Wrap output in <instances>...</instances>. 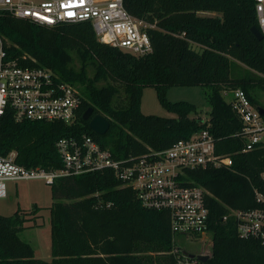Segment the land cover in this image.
<instances>
[{
	"label": "trees",
	"instance_id": "obj_1",
	"mask_svg": "<svg viewBox=\"0 0 264 264\" xmlns=\"http://www.w3.org/2000/svg\"><path fill=\"white\" fill-rule=\"evenodd\" d=\"M123 4L131 15L154 25L146 29L151 52L137 55L101 42L88 21L48 26L0 13V34L9 57L47 67L61 80L81 85L83 94L71 124L16 121L7 110L0 123V154L15 150L20 164L56 169L62 166L56 140L86 134L116 157L140 155L188 138L205 126L201 117L205 114L216 154L230 158L229 165L187 172L209 191L213 244L207 262L264 264L260 239L239 237L234 218L222 220L230 208L258 207L255 190L264 194V143L242 150V121L223 96L225 90L241 88L258 106L252 90H264V34L256 38L251 32L252 26L258 27L255 0H123ZM173 85L201 86L209 108L169 101L166 90ZM146 86L155 88L161 105L175 116L141 111ZM89 107L92 115L108 119L104 134L94 132L83 119ZM49 184L55 199L49 206L52 259L35 257L30 243L19 237L28 212L17 211L0 214V264H173L168 212L142 206L135 191L121 185L112 170L58 177Z\"/></svg>",
	"mask_w": 264,
	"mask_h": 264
},
{
	"label": "built area",
	"instance_id": "obj_2",
	"mask_svg": "<svg viewBox=\"0 0 264 264\" xmlns=\"http://www.w3.org/2000/svg\"><path fill=\"white\" fill-rule=\"evenodd\" d=\"M255 11L258 28L264 34V0H255ZM1 12L48 26L88 21L101 42L137 55L152 50L146 29L154 25L131 15L123 0H0ZM226 92L232 94L229 102L242 121V150L264 143V119L257 106L241 88L225 90L223 94ZM82 97L78 86L61 80L51 69L9 57L6 39L0 34V123L4 113L11 110L16 121L71 124ZM201 117L205 126L188 138L161 150L149 148L140 155L116 157L109 147L86 134L56 140L62 161L56 169L20 164L15 150L0 154V198L7 196V181L42 178L52 183L58 177L110 169L121 185L135 191L142 206L168 212L172 235L168 252L173 264H208L213 244L212 235L207 237L211 233L206 204L209 191L195 184L187 172L207 165H229L230 158L216 154L209 117ZM255 197L258 207L230 208L222 220L233 217L239 237L258 238L264 245V194L255 190ZM188 242H197L200 248L191 250ZM197 255H207L208 259L201 261Z\"/></svg>",
	"mask_w": 264,
	"mask_h": 264
},
{
	"label": "rangeland",
	"instance_id": "obj_3",
	"mask_svg": "<svg viewBox=\"0 0 264 264\" xmlns=\"http://www.w3.org/2000/svg\"><path fill=\"white\" fill-rule=\"evenodd\" d=\"M74 65L78 63L74 59ZM88 75H93V70H88ZM100 81L97 85H101ZM81 91V85H76ZM82 93V92H81ZM252 95L259 106L264 108V90L255 88ZM226 101H230L232 94L226 92L224 95ZM120 97H123L120 93ZM166 98L169 101H188L195 104L199 109L206 110L209 103L206 100L203 88L198 85H173L166 90ZM140 109L144 114H155L159 116L172 117L175 113L166 110L160 103L156 90L152 86H146L143 89L140 99ZM203 115V114H202ZM7 196L0 198V214L13 215L17 211L28 212L23 221V227L19 231V237L32 246L35 257L43 260L52 259V237L50 227L49 206L55 200L51 196L50 184L42 178L19 179L7 181ZM36 209V210H35ZM211 238V233L207 234ZM181 243L185 242L181 240ZM188 248L198 250L200 244L197 242L189 243Z\"/></svg>",
	"mask_w": 264,
	"mask_h": 264
},
{
	"label": "water",
	"instance_id": "obj_4",
	"mask_svg": "<svg viewBox=\"0 0 264 264\" xmlns=\"http://www.w3.org/2000/svg\"><path fill=\"white\" fill-rule=\"evenodd\" d=\"M251 32L256 38L263 37L262 32L256 26L251 27ZM257 108L259 110V113L263 114L264 108L259 105L257 106ZM92 111H93L92 107H89L83 113V119L89 120L88 125L94 132L98 134H104L108 130L109 125H110L108 119H106L103 115L99 113H95L92 115ZM197 258L200 259L201 261H206L208 259V256L207 255H197Z\"/></svg>",
	"mask_w": 264,
	"mask_h": 264
}]
</instances>
